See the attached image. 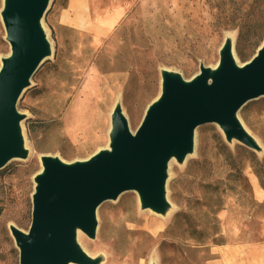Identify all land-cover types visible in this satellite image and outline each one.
Wrapping results in <instances>:
<instances>
[{"label":"rangeland","instance_id":"1","mask_svg":"<svg viewBox=\"0 0 264 264\" xmlns=\"http://www.w3.org/2000/svg\"><path fill=\"white\" fill-rule=\"evenodd\" d=\"M3 6L0 67L10 53ZM43 26L53 54L18 104L29 156L0 170V264H19L10 226L30 228L42 156L72 162L107 148L117 104L135 131L161 93L162 71L191 79L215 67L227 35L237 63L250 61L264 42L255 44L264 0H52ZM239 118L259 152L228 143L217 124L199 126L193 154L169 164V212L143 210L136 192H124L99 206L94 239L79 233L83 249L101 264H214L225 247L264 245V97ZM113 220L137 235L110 236Z\"/></svg>","mask_w":264,"mask_h":264},{"label":"water","instance_id":"2","mask_svg":"<svg viewBox=\"0 0 264 264\" xmlns=\"http://www.w3.org/2000/svg\"><path fill=\"white\" fill-rule=\"evenodd\" d=\"M51 1L4 0L1 18L10 53L0 67V170L29 156L22 128L26 115L18 104L53 54L43 26ZM161 76V93L135 131L117 104L107 148L72 162L42 156V169L34 177L30 228L10 226L19 264H101V258L83 249L78 235L94 239L99 206L124 192H136L143 210L166 215L169 164L193 154L199 126L217 124L228 143L260 151L239 112L264 97V42L250 61L239 65L227 37L215 67L201 65L191 79L170 70Z\"/></svg>","mask_w":264,"mask_h":264},{"label":"crops","instance_id":"3","mask_svg":"<svg viewBox=\"0 0 264 264\" xmlns=\"http://www.w3.org/2000/svg\"><path fill=\"white\" fill-rule=\"evenodd\" d=\"M214 264H264V245L225 247Z\"/></svg>","mask_w":264,"mask_h":264},{"label":"bare ground","instance_id":"4","mask_svg":"<svg viewBox=\"0 0 264 264\" xmlns=\"http://www.w3.org/2000/svg\"><path fill=\"white\" fill-rule=\"evenodd\" d=\"M228 38L231 37V35H227ZM124 212V211H123ZM124 219H131L129 214H126L123 216ZM109 230H110V236L116 234V233H121L126 239V241H130L135 235H137L138 231L133 230L127 226H122L120 227L115 220L108 222L107 224ZM152 235V234H151Z\"/></svg>","mask_w":264,"mask_h":264},{"label":"trees","instance_id":"5","mask_svg":"<svg viewBox=\"0 0 264 264\" xmlns=\"http://www.w3.org/2000/svg\"><path fill=\"white\" fill-rule=\"evenodd\" d=\"M244 33L245 31H240V38L244 37ZM255 44H258V42H260V40L262 41L264 38V28L262 26L261 30L259 32H257V34H255Z\"/></svg>","mask_w":264,"mask_h":264}]
</instances>
